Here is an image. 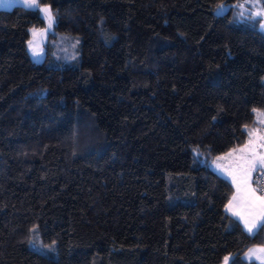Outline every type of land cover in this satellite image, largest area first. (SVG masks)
Wrapping results in <instances>:
<instances>
[{
    "label": "trees",
    "instance_id": "obj_1",
    "mask_svg": "<svg viewBox=\"0 0 264 264\" xmlns=\"http://www.w3.org/2000/svg\"><path fill=\"white\" fill-rule=\"evenodd\" d=\"M242 2L40 0L41 63L38 9L0 11V264H255L264 229L225 211L233 186L210 168L264 111Z\"/></svg>",
    "mask_w": 264,
    "mask_h": 264
},
{
    "label": "snow or ice",
    "instance_id": "obj_2",
    "mask_svg": "<svg viewBox=\"0 0 264 264\" xmlns=\"http://www.w3.org/2000/svg\"><path fill=\"white\" fill-rule=\"evenodd\" d=\"M16 4H22L27 10H39L43 14L47 22V29L37 30L31 29L33 39L28 41L29 51L32 56L40 57L43 53L40 42L36 39L37 36H44L46 32L53 27L54 15L48 6H42L40 0H8L6 7H12ZM250 5L251 7H246ZM233 8H238L237 14L240 23L251 21L253 24L257 22V17L264 18V7H261L260 0H243L242 3L232 5ZM230 10L227 4H218L215 14L222 16ZM261 31H264V20L259 21ZM78 44L79 41L77 40ZM76 44H73V48ZM75 58V57H73ZM257 114L259 124L264 125V111L253 109ZM244 130L248 133L247 141L239 147H234L227 153L217 156L213 161V165L218 173H224L232 182L235 192L232 198L225 205V211L232 216L237 217L243 224L245 230L250 236H255L257 232L264 229V186L260 180H257V187L252 186L253 173H259L264 177V134L259 128H249L244 126ZM196 155H201L198 149L193 150ZM227 161V163H221ZM31 232L37 233V228L34 226L30 229ZM35 239H39L38 234ZM34 243V241H30ZM55 241L49 245L51 250ZM246 258L259 261V264H264V247L250 248L245 253ZM232 257L225 256L223 264H229Z\"/></svg>",
    "mask_w": 264,
    "mask_h": 264
},
{
    "label": "rangeland",
    "instance_id": "obj_3",
    "mask_svg": "<svg viewBox=\"0 0 264 264\" xmlns=\"http://www.w3.org/2000/svg\"><path fill=\"white\" fill-rule=\"evenodd\" d=\"M7 3H8V0H0V11L1 10H11L12 8H14L15 6H22L23 7V5L22 4H16V5H14V6H12V7H6V6H4V5H7ZM260 4H261V7H264V2H262L261 0H260ZM49 7V6H48ZM230 7V6H229ZM246 7H251L250 5H246ZM39 11V10H38ZM215 12H216V10H215ZM40 13V12H39ZM40 16L42 17V19L44 20V23H45V25H44V27L43 28H35V29H37V30H41V29H47V22L45 21V19H44V17H43V14L42 13H40ZM257 18H259L260 19V21L261 20H264V18H262V17H257ZM54 24H55V20H54ZM54 24H53V27L50 29V30H48L47 32H46V35H44V36H37V40L40 42V44H41V47H42V49H43V53H42V55L40 56V57H33L32 56V54H31V52L29 51V47H28V41L29 40H31V39H33V37H32V32L30 31V38H29V40L27 41V50H28V53H29V55H30V58L34 61V62H36V63H41L43 60H44V44L46 43V41H47V38H48V35L49 34H51L52 32H53V29H54ZM33 29V28H32ZM259 30L261 31V29H260V26H259ZM261 32H263L264 33V31H261ZM259 119H260V117H258V123H259ZM259 129H261V133H259V134H264V127H259ZM221 163H227V161H223V162H221ZM210 168L213 170V171H216V172H218L216 169H215V167H214V165H213V163L212 164H210ZM219 174H222L223 176H225L224 175V173H219ZM224 178H227L226 176L224 177ZM230 182H231V180L229 179V178H227ZM231 184H232V182H231ZM233 186V185H232ZM253 187H254V185H252ZM233 189H234V192H235V188L233 187ZM234 192H233V194H234ZM233 194H232V196H233ZM232 198V197H231ZM244 227V226H243ZM245 229V228H244ZM246 231V230H245ZM247 232V231H246ZM248 233V232H247ZM264 245V244H263ZM263 245H259V246H254V247H251V248H257V247H264ZM250 249V248H249ZM248 251V250H247ZM246 251V252H247ZM245 252V253H246ZM245 253H244V255H243V258L245 259L246 258V256H245ZM230 257H232V256H230ZM245 260H247L248 262H253V263H255V264H259V261H257V260H255V258H252V259H248V258H246ZM230 261H231V259H230ZM230 261H229V263H230ZM223 264V263H222Z\"/></svg>",
    "mask_w": 264,
    "mask_h": 264
},
{
    "label": "built area",
    "instance_id": "obj_4",
    "mask_svg": "<svg viewBox=\"0 0 264 264\" xmlns=\"http://www.w3.org/2000/svg\"><path fill=\"white\" fill-rule=\"evenodd\" d=\"M257 180H260L261 185L264 186V177L260 176L259 173H255L253 178V185L254 187H257Z\"/></svg>",
    "mask_w": 264,
    "mask_h": 264
},
{
    "label": "crops",
    "instance_id": "obj_5",
    "mask_svg": "<svg viewBox=\"0 0 264 264\" xmlns=\"http://www.w3.org/2000/svg\"><path fill=\"white\" fill-rule=\"evenodd\" d=\"M257 122H258V120H257ZM258 127L257 128H259V127H264V125H261V124H259L258 123ZM223 162V161H222ZM214 172H216V171H214ZM217 174H219L218 172H216ZM220 176H222V177H225V176H223L222 174H219ZM254 175H255V173H253V178H254ZM227 179V178H226ZM228 180V179H227ZM231 183V182H230ZM252 185H253V179H252ZM232 197V196H231ZM231 199V198H230ZM228 213V212H227ZM230 216H232L230 213H228ZM232 217H234V216H232ZM241 225H242V227H243V224L240 222V220L237 218V217H234ZM244 228V227H243ZM264 246V245H263ZM244 255V254H243ZM246 259V258H245ZM244 259V260H245ZM247 261V260H246Z\"/></svg>",
    "mask_w": 264,
    "mask_h": 264
}]
</instances>
